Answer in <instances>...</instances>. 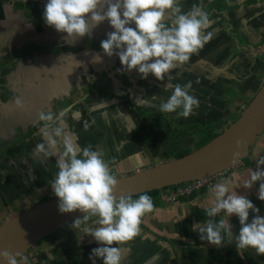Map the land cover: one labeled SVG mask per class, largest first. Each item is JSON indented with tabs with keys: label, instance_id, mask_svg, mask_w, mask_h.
<instances>
[{
	"label": "clouds",
	"instance_id": "clouds-1",
	"mask_svg": "<svg viewBox=\"0 0 264 264\" xmlns=\"http://www.w3.org/2000/svg\"><path fill=\"white\" fill-rule=\"evenodd\" d=\"M43 19L57 32L77 38L89 35L95 27L108 21L114 31L107 33V38L101 41L104 54L109 57L118 55L125 70L135 69L144 79L152 74L157 80H164L172 70L188 62L191 55L213 36L212 32L205 31L212 24L208 13L196 4L183 12L179 0H47ZM132 24L135 28L130 26ZM101 59L98 54L93 57L95 62ZM170 77L168 75V79ZM164 87L166 90L171 88L172 93L160 103L161 113H176L188 118L194 108H199V100L190 94L191 81L174 86L168 83ZM16 103L22 106L19 99ZM39 120L43 122L40 132L44 142L35 146L33 155H42L45 159L57 157L58 171L50 186L59 200V211L85 213L83 219L74 221V227L81 221L97 217L95 223L99 226L86 229V233L101 246L92 249L89 259L93 264L97 257L103 259V264H121L127 250L118 245L139 234L142 218L154 210L152 197L140 194L133 199L129 194L117 198L114 190L118 179L111 170L112 162L106 161L103 153L93 150L91 145L81 148L78 137L66 129L62 114L54 117L50 112H40ZM88 127L85 124V130ZM135 160L140 163L139 156ZM256 162L257 169L251 170L244 188L250 189L259 181L257 195L264 201V169L260 167L264 165V157H259ZM228 184L229 181L224 180L210 187L214 201L205 209L208 219L194 225V230H199L201 240L218 247L226 236L231 239L233 232L229 217L235 215L241 226L235 237L236 247L252 248L258 256H264V217L246 196L229 191ZM250 210L256 215L249 222ZM222 212L224 215L217 220ZM224 216L228 219L225 220ZM179 243L176 242V247L181 248L185 242ZM0 257L4 264H18L16 255L7 250L0 252Z\"/></svg>",
	"mask_w": 264,
	"mask_h": 264
},
{
	"label": "flooded vegetation",
	"instance_id": "flooded-vegetation-1",
	"mask_svg": "<svg viewBox=\"0 0 264 264\" xmlns=\"http://www.w3.org/2000/svg\"><path fill=\"white\" fill-rule=\"evenodd\" d=\"M199 1H201V3L206 4L205 6L202 7L204 11H206L205 9L207 10L210 9V6L213 5L211 7V10L215 11L216 14H214L210 19H214L217 17H222V19H224L225 24L228 26L227 36H229L231 43H232L231 39L233 38L232 44L234 46L236 45V48L234 47V50H237V53H236L237 56H239L240 52H245L247 57L250 58V61H247L244 63L246 64L254 63V71H255L254 73L255 74L254 76H252L253 74L251 73L252 71H249L251 74V79L249 81L256 82L258 80H255V78L259 79V77L261 79L262 73H264V64L260 66L259 62L262 61V63H264V38H262L260 43H257L255 45L248 46L246 42H245V46L240 45L239 40H238V36L240 35V33H238V31L235 30L234 22L226 16L228 7L237 5V0H205V1L199 0ZM189 2L190 1H187V0H179V4L181 7L186 6V4H189V6H191L192 1L190 3ZM46 3H47V0H7L5 1V3H2L0 0V96H1V91L3 90V88L5 89L4 91L10 90L11 92H13L14 89H19L24 86H25L24 93L26 94L25 95L23 93L21 98H16V99L11 100V101H14L13 106H16L17 99H19L22 102V106L19 105V107L21 108L20 112L19 113L15 112L14 114L11 113L12 112L11 109H14V108L9 107L10 109L8 108V110L2 115V110H4L6 107L2 109L5 103L2 104L1 99H0V133H1L0 136L2 137L0 139V167L2 166L1 163L5 161L6 157L11 158L14 155V151L18 153L20 152L18 149L23 148L22 151L20 152V154H22L25 152L26 147H32V144L34 142L33 136L35 135V132H31L32 127H28L29 129L27 128V130H25L27 127V124H30L29 121L33 119L35 121L37 120L36 122H34L35 125L37 122L41 123V121L39 120L40 112H45V113L50 112V113H54V117L59 116L60 111L61 112L63 111L62 109L63 107H60L61 105L60 102L66 101V96L61 97L62 93L59 95L57 93L55 94L57 97L50 99L51 96L47 93V89H45L46 98L39 97L38 94L36 97V95H34L30 91L29 87H27V85L30 82H25L24 79L22 81H16L17 78L20 79V75L24 76L26 74V71H25L26 67L25 66L22 67L20 65L24 59H26L27 57L34 58L36 57V55H40V54H44V56H52V57H57L56 54L61 55V56H64L66 54L68 55L72 54V57H76L79 61L78 62L79 64H76V68H77V65H79L80 69H77V70L75 69L74 73L71 74L72 76L65 75V78L71 77L73 79V82L71 83H75L74 80L76 79V76L82 77L83 67L90 68L91 66H94L96 68L98 67L99 69V68H112L113 66L116 68L117 65H121L118 55H113L109 57L104 54L101 48V41L107 38L108 32L105 29V26L108 27L109 25L108 21L102 22L100 25L95 27L90 32V34L87 36L79 37V38L74 37V36L68 37L66 33L57 32L53 27H50L45 23L43 19V12H44ZM245 3H248V2H245ZM245 3H243L242 5H245ZM238 5L240 7V4ZM239 7H237V9ZM182 11L185 12V9L184 10L182 9ZM5 24L7 26H5ZM130 26L135 28V24H132ZM108 30L109 32H112L111 29L108 28ZM219 40L225 42L226 44L225 37L220 36ZM215 43H218V42H215ZM215 43L213 42V44L211 45L205 44L204 47L201 48L197 53H194L195 58H193L194 54H192L188 62L172 70V72L168 74V75H171L169 79H168V75H166L164 80H157L155 76L152 74H149L148 77L144 79L142 78L141 74H139L138 71L136 70H132L131 74L127 73V74L122 75L121 77L123 78V81L127 85H131V86H132L133 80H141V81L145 80L147 83L153 82L156 85L157 90H153L150 96L155 95V97L164 98V99L166 97L168 98L172 92V89L163 90L165 83L168 82L174 86L176 84L184 85L187 82L191 81L192 89L190 90V94L194 95V97H203V96L206 97L207 93H209V89L211 86L210 83L217 82L220 84L221 82L223 83V81L226 82L225 78H229V76L225 77V75L217 76V74H219L220 72V69L223 67V66L219 67L221 62L220 64H217V65L211 64L210 62V57H213L215 55L218 56L220 58L218 60L219 62L223 55L222 54L223 51L221 52L222 50L221 42H220L221 50H219L220 48H218V53H216L215 49L211 50V48L216 47L214 46ZM252 52L256 54H252ZM97 54L102 58L99 62H95L93 60V57L96 56ZM249 54H250V57L248 56ZM55 61H60V60L57 59ZM68 64L69 62L63 61V65L68 66ZM246 69L247 67L245 66V70ZM11 70L14 71L13 72L14 79L12 80V81H15L14 83H10L12 81H7V79L9 78L8 74L11 73L9 71ZM75 72H77L78 74H76ZM262 77H263L262 78V81H263L264 76ZM234 80L237 82V79H233V81ZM54 81H55V84L51 83V87L53 88H54V85H56V82H59V80L54 79ZM83 81L85 82L86 80H83ZM197 81L199 82L197 83ZM231 81H232V78L230 82ZM193 84H196V85L193 87ZM60 86L61 87L63 86L62 81H60ZM75 87L76 85H74V88ZM83 89H84V86H83ZM212 89L215 95L216 92L214 90H217V88L215 87ZM160 90L162 91L161 93H160ZM55 91L56 89H54V92ZM56 92H58V90ZM110 93L113 94V92L108 93L100 87H93L91 90L88 91L87 95H88V100L92 99L91 105H93V103L94 105L100 103L101 100L98 96H100L101 94H104V97L106 96L105 98H108V97L114 98V101L121 100V105H124L123 104L124 100L128 101L125 98V96H123L124 93L122 94V96H115V94H113L114 97H110L109 96ZM28 98L31 101L30 103L26 102ZM147 98L143 100L141 106H137V107L134 106L133 108L134 112H135V108H138L147 113H150V112L161 113L159 110L154 109L155 107H159L158 105H155L154 103H152L154 104V106L150 105L151 103L148 100L152 101L153 99L152 98L147 99ZM251 98L252 96L246 101V103L243 106L238 107L237 113H236L237 115L246 106V104L250 101ZM51 101H55V102H53L52 104ZM129 104H132V103L130 102ZM94 105H93L94 111H91V113L95 114L97 112H96V108ZM58 107H60L59 111L56 110V108ZM89 108H92V106H90ZM162 114L164 116H167L166 117L167 119L169 118L168 115H166L167 113H162ZM92 116L93 115L90 116V120L93 122L94 120ZM116 120L109 122L108 128L112 129L113 126L117 124V122L121 123L120 120L122 121L123 118L119 116L116 118ZM168 121L172 122V118L170 117ZM124 122L125 121H122L121 126L124 125ZM64 124H67V123L64 121ZM41 125H43V122ZM96 125H98V122H96ZM179 125H183V124L181 123ZM172 127H176V126L172 125L169 131L172 130ZM71 128L72 127H68V124H67L66 129L70 131ZM101 133L102 131H100L99 133L96 132L91 135L92 139H90V144L92 148H93V145L95 144V140L97 139L100 140L99 135ZM36 136L37 135H35L34 137ZM140 136L142 137V133L140 134ZM21 138H22V142L20 144L19 140ZM81 145H84V144H81ZM126 145L129 147V143ZM83 147H86V145ZM128 147L124 151H122V153H119L118 156L124 157L125 151L126 152L129 151ZM12 148L14 149L12 150ZM130 150H133V147L132 148L130 147ZM129 155L133 157L132 152H130L128 156ZM56 159L57 157H55V160H54L55 162H56ZM124 159L125 158H123V160ZM126 160H129V159L126 158ZM242 166L244 167L243 162H242ZM51 170H58V168L56 165H54ZM231 171L232 170L226 171L227 172L226 176ZM11 178L12 176L9 175L7 178L2 179L0 182V213L2 212V207H6L7 210H13V208L19 207V205L23 206V204L27 202V198H29L30 196L29 195L30 189H33V186L30 187L24 184H21V185L24 186L25 188L20 187V184L18 183V181L11 180ZM218 179H222V178L219 177ZM33 182L35 184L37 183V177H34ZM38 188L40 189V191L43 189L42 186H39ZM22 192H24L25 194H23ZM47 198L48 196H45V198L42 199V201L40 199L37 204L47 200ZM69 227L70 226H66L58 230L56 233L48 236L44 240L40 241L38 244H36V246L32 250L28 251L27 255H25L23 258H21L18 261V264H85L86 262L84 261L85 257L82 256V253H79L75 256L74 252H72V246H70L71 254L69 253V251H64L65 249H62L61 247V244L66 242V238L63 239L66 235L63 237H58V235L61 232L67 230ZM181 241H182L181 239H177V240H174L173 242L176 243V242H181ZM86 251L87 250L85 247L83 249V252L85 253ZM23 259L25 260L22 261ZM90 264H93V262ZM174 264H177V263H174Z\"/></svg>",
	"mask_w": 264,
	"mask_h": 264
},
{
	"label": "rangeland",
	"instance_id": "rangeland-1",
	"mask_svg": "<svg viewBox=\"0 0 264 264\" xmlns=\"http://www.w3.org/2000/svg\"><path fill=\"white\" fill-rule=\"evenodd\" d=\"M187 1H190V2L192 1V3H191V6H189V4H186V6L181 7L183 10L185 9V12L189 11L191 9L192 5H194V4L201 6V7L206 5L205 3H201V1H199V0H187ZM247 2L248 3H245L244 7H245V9H247V10L249 9L250 11L256 9L259 5L263 6V4H264V0H258L256 2L254 0H250V1L247 0ZM234 4H236V3H234ZM244 7H242V8L244 9ZM231 8H233L234 10H237L236 5L229 6L228 10ZM210 20L212 21V24L205 31L206 32H212L213 36H212V39L209 42H207L206 44L211 45V44H213V42L214 43L218 42V43H215V45H214L216 47L211 48V50L215 49L216 53H218V48H220L219 50H221V43H220L221 41L219 40L220 36H223L226 38V44L224 47V54H223V56L225 55V57L224 58L222 57L223 60L221 61V64L219 65V67H222V66L223 67L220 69V72H219V74H217V76L225 75V77L229 76V78H225L226 82L223 81V83L221 82L220 84L217 82L210 83L211 89L216 87L217 89L221 88V90H223V94L219 100H218V98L214 97V93L212 92L213 89L211 91H209V93L206 95L205 98L209 99V97H212L214 100L216 99L215 101H217V102L221 101V103H224L225 108H222L220 110L222 117L219 119V117L210 116L207 119H203L204 121H201V120H199V118L203 117L202 115H204V114L199 115V113H196V114H193V116H191L189 119H187V118H181V117L177 116L176 113H170V114L167 113L166 115H168L169 118L170 117L172 118V122H169L167 120L166 122H163V124H161V126L159 125L160 123L158 120H155V121L150 120L147 123H143L144 126L141 123H138V125L140 124V126H141L140 128H145L146 132H148V135L150 136L149 138H151L152 140H149L147 138L148 140L145 141L144 140L145 138L140 136V140H139V142H137L136 135H134V137H135L134 143L135 144H133V145H136V146L138 145V149L136 150V153L134 152L135 154H133V157H131V159L127 160L126 162H124L123 160H119L121 165L118 162H112V161H114V159L117 156L115 157V154H112V152H111V150L114 147V144H112V146H111V141H109V139L111 140L112 137H110V134H107L105 136V138L100 137L99 141L102 145V150H100V152L103 153L104 159L106 161L112 162V164H110V167H111L113 174H115L117 177H119V175H117V174H119L120 172H123V171H126V172H124V175L131 173L130 168L133 165L132 159L135 158L136 156H139L140 161L143 164H145L146 167H148V166H153L160 161L164 162L170 158L175 157L176 153L179 152L180 150L186 149V150H189L191 152L192 150L196 149V145H195V139L196 138H194V137L187 138V139L186 138H184V139L174 138L175 136H173L172 133L170 134V132H171V131H169L170 127L173 125V126L180 128V127H186V125H192V124H198L201 126H205L207 124L218 123V124L223 125V128H224L229 123H231L233 118L237 115L236 113H237L238 107L243 106L246 103V101L251 96H253V94L256 92L257 87L261 84L260 83L261 80H258L255 83L249 81L251 79V74L249 71H252L251 72V73H253L252 76H254V74H255L254 73L255 72L254 71V63L246 64V63H244V62H246V60L241 62L238 59L239 57L236 54L237 50H234V47L236 48V45L234 46L232 44L233 38L231 39L232 40V43H231L229 36H227L228 35V33H227L228 26L225 24L224 19H222V17H217V18L210 19ZM238 40H239L240 45H245V41L243 40V38L240 35L238 36ZM222 51H223V48H222L221 52ZM56 56L57 57L51 56V58L50 57H48V58H50L51 60H57V59H60L62 57L61 61H64V62H70L71 58H72V54H70V55L66 54L64 56L56 54ZM66 56H68L69 58H67ZM248 56L250 57V54ZM32 58L33 57H27L26 59L23 60V62H26V63L31 62ZM193 58H195V54H194ZM197 60H199V59H197ZM247 60L249 61L250 59H247ZM263 64L264 63H262V61L259 62L260 66ZM224 66H226V67H224ZM245 66L247 67L246 70H245ZM75 69L76 70L80 69L79 65H77V68H75ZM82 69H83V71L81 70L82 71V78H83V80H86V82H84L82 84V86H80V84L82 82L77 83L76 87H75V88H77L76 91H78L81 95L80 98H78L79 95L77 94L74 98H66L65 102H63V101L60 102V104H61L60 107H63L62 108L63 111L62 112L60 111L59 116H61V114L63 113L62 119L68 124V127H70L69 124L72 125V128L70 129V132H72V133H73V131L77 132V126H78L79 122L89 123V119H90L89 107L92 103V99L88 100L87 93L93 87H100L108 93L113 92V94H115V96H122V94L124 93L123 96H125V98L128 100V102L129 103L131 102L132 104L121 105V100L114 101V98H109V97L105 98L106 96L104 97V94H101L100 96H98L101 100L99 103L100 106L99 105H97V106L100 108V110H102L104 107H105L104 108L105 110H108L107 108H112L116 111L115 112L116 114H121L120 116H122V114H124L125 117H127V120H129V121H130V119L133 121L136 118L135 116H137V114H135V112L133 110L134 106H136V107L141 106L143 100H145L147 97L149 99L153 98V96H155V95L150 96V94L153 90H157L156 85L153 82L147 83L145 80H143V81L133 80L132 86L127 85L123 81V78L121 76L124 74H127V73L131 74V71L130 72L125 71L122 68V65H117L116 68L113 66L112 68H99L98 69V67L96 68L94 66H91L90 68L83 67ZM133 70H135V69H133ZM13 72L14 71L11 72L12 74L11 73L8 74L9 78H11L13 76ZM247 75L250 78L246 77ZM212 78H214V77H212ZM231 78H232V81H233V79H237V82L235 80L233 82L232 81L230 82ZM166 84H168V82L165 83L164 86ZM174 84H176V83H174ZM195 85L196 84H193V87ZM212 85H214V86H212ZM83 86H84V89H83ZM164 89H165V87H163V90ZM169 89H171V88H169ZM4 90L5 89L3 88V90L1 91V96H0L1 101H6L7 99H16V96H14V94L10 90H7V91H4ZM161 92L162 91L160 90V93ZM169 92H171V91H169ZM215 92H217V91H215ZM81 97H82V99H81ZM166 98L162 99V98L157 97L158 101H152L151 104L155 102L156 105L159 106L160 101L161 100L166 101L167 100ZM53 102H55V101H51L52 104H53ZM74 103L75 104L80 103V105L74 106ZM60 107L56 108V110L59 111ZM83 108H86V109H83ZM154 109L159 110V107H155ZM197 111L200 112V110H197ZM96 112L97 113H95V114L93 113L94 114L93 120H95V122L100 123V121H99V119H101L100 115L103 114L104 112L99 111V110L97 111V109H96ZM201 113H203V112H201ZM52 114L54 115V113H52ZM195 118H197V119H195ZM136 119H138V118H136ZM186 120H189V121L186 122ZM36 121L33 119L31 121L32 124H31V122H29L30 124H27V127L25 130H27L28 127H32L31 132H35V135H40L41 134L40 128L42 127V125H41L42 122L41 123L37 122L35 125L34 122H36ZM179 121H184L185 123H183V125H179V124H181V122H179ZM67 124H65L66 128H67ZM104 132H102V133H104ZM131 132H128V134L130 135ZM164 140H165V142H164ZM19 141L21 144L22 138ZM108 141H109V143H108ZM33 143L35 144L36 141ZM138 143H140V144H138ZM85 145L88 146V143L86 142V143H84V145H81L80 147H83ZM21 147H23V146H21ZM13 149L14 148H12V150ZM22 149L23 148H20L18 150L21 152ZM34 149H35V147H33V150ZM33 150L32 149L27 150L26 154H23V153L20 154V152L16 153L14 151V155L11 158L6 157L5 161L3 163H1L2 166L0 167V175H1L0 182L2 179H5L10 175V176H12L11 180L18 181V183L20 184V187L25 188L24 186L21 185V184H24V185L30 186V187L33 186V189H30L29 195L31 197L29 196V198H27V202L24 203L23 206L19 205V207L13 208V210H7L6 207H2V212L0 213L1 214L0 215V223L8 220L9 218L14 217L15 215H17L18 213L27 209L28 207L37 204L40 199L42 201V199H44V197L47 194V192L45 193L44 191H43L44 193L40 194L41 191L38 188L39 185H38V183L35 184L33 182L32 177H38L39 175H37V173H38V170H40L41 171V177L43 178L42 182L45 183L46 180H50L52 178V176L55 174L52 175L49 171L46 170L47 162L45 161V159H43V162H41L38 159H35V162L32 161V165L33 164H35V165H33V167L29 166V164H28L29 158L31 156L33 158L37 157V156L33 155ZM23 155H25V156H23ZM38 157H40L39 159L43 158L42 155L38 156ZM259 157H264V135L260 136L257 139V142L250 148L249 153L246 156L245 160L248 163H250L249 167H243V166L235 167L231 172H229V174L227 176H225L222 179H218L217 182L208 186V188H206L204 191H202V193H200L196 197L191 196L193 198V200L190 201L189 206L191 208L197 207L198 209H203V210L211 207L213 204V201H214V194L209 191L210 187L214 186L218 182L228 180L229 181V184H228L229 191H236L237 194H239V195L244 194L255 205V207H257L256 202L260 201L258 199V195H257L260 182L259 181L255 182L253 184V186L251 187V189L254 188L253 193L256 195H252L250 193L248 195L247 194L248 189L244 188V184L247 180L250 179L251 170L256 171V169H257L256 159H258ZM54 164L56 165L55 162H54ZM39 167H42L43 169L39 168ZM260 167H261V169H264V165H262ZM23 176H26V178L23 179ZM24 180H27V182H25ZM51 194L52 193H50V195ZM51 196H54V195H51ZM51 196H49V197H51ZM49 197H48V199H49ZM192 201H194V202L192 203ZM164 205L165 206H172L174 204H162L161 203L160 207L155 208L151 213H147L142 218V222L140 225V227H142V228H140V230L145 229V227H143L144 222L148 221L152 214L155 215V213L160 211V210H165V211L169 210V209H162V207ZM250 212H251V210H250ZM250 212H249V217H250ZM223 215H224V213L222 212L219 215V217L223 216ZM223 218L228 219L226 216H224ZM97 219H98L97 217H91L88 220L82 221L77 227H74L73 224H71V225H69L70 227L67 230L61 232L58 235V237H63L66 235L63 238V239L66 238V242L61 244L62 249H65L64 251H69V253L71 254L70 246H72V252H74L75 256L79 253H82V256L85 257L84 258V261H86L85 264L92 263V260L89 259V256L91 254L92 249L101 246L100 244H98L97 241L94 240L93 237H91L90 235H88L86 233V229L95 228V227L99 226L95 223V221ZM229 223L232 226V228H231V230L233 232L232 239H234V241H236L235 237H236V235L239 234V230L241 227L238 217H236L235 215L229 217ZM180 243H182V242H180ZM115 246H117V245H115ZM185 246H186V244L185 245L183 244V245H181V248H184ZM85 247H86L87 251L84 253L83 249ZM248 249H250V248H246V251ZM253 250L254 249H251V251H253ZM180 251H182V250H180ZM246 256L247 255H245V257ZM24 260L25 259H23L22 261H24ZM97 260H100V258L99 257L95 258V261H97ZM177 260H178L177 264H185L183 262H180L179 259H177ZM260 260H261V258H258L257 261H254V262L256 264H264V262L263 261L260 262ZM195 263L201 264L200 261H197Z\"/></svg>",
	"mask_w": 264,
	"mask_h": 264
},
{
	"label": "crops",
	"instance_id": "crops-1",
	"mask_svg": "<svg viewBox=\"0 0 264 264\" xmlns=\"http://www.w3.org/2000/svg\"><path fill=\"white\" fill-rule=\"evenodd\" d=\"M5 1L7 0H1L2 3H5ZM254 1L256 2L258 0H254ZM245 2H247V0H237L236 6L239 7L238 4H240V7L237 10H234L233 8L227 10L226 16L234 22L235 30L238 31V33H240V35L244 38L245 42L249 46V45H255L257 43H260L262 38H264V4L263 6L259 5L256 9L250 11L249 9L248 10L245 9L244 7L245 5H242ZM242 7H244V9ZM5 26L7 25L5 24ZM108 28L111 29L112 31L114 30L109 24L108 27L105 26V29L107 30L108 33H109ZM222 42L223 41H221V43ZM224 47H225V42L222 43V48H223L222 54H224ZM252 54H256V53L252 52ZM48 57L51 58V56H44V54H40L32 58L31 62H28V63L22 62L20 65L22 67L24 66L26 67V70H25L26 74L24 76L20 75V79L17 78L16 81H22L24 79L25 82H30L27 85V87H29L30 91L34 95H36V97L38 94L39 97L46 98L45 89H47V93L51 96L50 99L57 97L55 95L57 93L58 95L62 93L61 97L66 96V98H74L78 94L79 95L78 98H80L81 95L78 91H76L77 88H74V85L82 82L80 84V86H82V84L84 83L83 78L76 76V79L74 80L75 83H71L73 82V79L71 77L65 78V75L72 76L71 74L74 73L76 64H79L78 59L76 57H72L71 61L69 62L67 66V65H63V61H61L62 57L58 59L60 61L51 60ZM66 57L69 58L68 56ZM222 57L224 58L225 55L224 56L222 55ZM238 57H239L238 59L241 62H243L244 60H246L247 62L248 61L247 59H250L247 57L245 52H240ZM223 58H221V60L218 62L220 58L215 55L213 57H210V62L211 64L217 65V64H220ZM12 71L13 70L9 72H12ZM75 73L78 74L77 72ZM262 76H264V73H262ZM262 76H261V79L259 77V79L255 78V80H261L260 82H262V78H263ZM246 77H249V76L247 75ZM13 79L14 77L12 76L11 78H8L7 81H12ZM54 79H58L59 82H56V85H54V88H53L51 87V83L55 84ZM60 81H62V84H63L62 87L60 86ZM14 82L15 81H12L10 83H14ZM24 87L13 90L12 93L14 94V96H16V98L22 97L23 93L25 92ZM258 88L259 86L257 87V89ZM54 89H56V91L58 90V92L56 91L54 92ZM211 90L212 89L210 88L209 91ZM215 91L217 92L214 95V97L218 98L219 100L223 94V91L221 90V88ZM196 98L199 100L200 105H199V108L193 109V114H196V113H199V115L204 114L202 115L203 117L199 118V120L204 121L203 119H207L210 116H216V117H219V119L222 117L220 110L222 108H225L224 103H221V101L217 102L215 101L216 99L214 100L212 97H209V99H206L204 96L196 97ZM152 99H153L152 101H158L157 97L152 98ZM11 100L12 99L1 101L2 104L5 103L2 109L6 107L4 110H2V115L8 110L9 107L14 108V109H11L12 110L11 113L13 114L15 112L16 113L20 112L21 108L19 107V105L16 104V106H13L14 101H11ZM149 101L150 103L152 102L151 100ZM26 102L30 103L31 101L28 98ZM161 102L162 101H160V103ZM154 104L156 105L155 102ZM154 104H150V105L154 106ZM76 105H80V103H76V104L74 103V106ZM93 105H90L92 106V108H89L90 116L94 115L93 113H91V111H94ZM94 106L97 110L104 112L103 114L100 115L101 116L100 117L101 119H99L100 123L96 125L95 120H94L95 122L94 123L90 119H89V123L79 122L77 126V132L73 131V133L76 134L78 137V140H79L78 144L81 145L87 142L88 145H91L90 144V139H92L91 135L96 132L99 133L100 131L102 132L105 131L104 133H101L99 137L105 138L107 134H110V137H112L111 140L109 139V141H111V146L112 144H114V147L111 150V152L112 154H115V157L117 156L112 162H118L120 164L119 160H123V158H125L124 159L125 162L127 161L126 158L131 159V156L130 155L128 156V154H130V152L135 154L136 150L138 149V145L137 146L132 145L135 140L134 135H136L137 142H139L140 140L141 133H142V137L145 138L143 139L145 141L148 140L146 137L148 136V132H146L145 128H140L141 127L140 124L138 125V123L140 122L139 118L136 119L137 118L136 117L133 121L131 119L129 121L127 120V117H125L124 114H122V116H120L121 114L116 115L115 113L116 111L112 108H107L108 110H105L104 109L105 107H104L103 108L104 110L102 108H101L102 110H100V108L97 105H94ZM83 109H86V108H83ZM197 110H200V112H198ZM193 114L190 115L187 119L193 116ZM119 116L123 118L122 121H125L124 125L121 126L122 121L120 120L121 123L117 122V124H115L112 129L108 128L109 122L115 121L116 118ZM31 121L32 120H30L29 122ZM188 121L189 120H186V122ZM85 124L89 125L87 130H85ZM69 125L70 127H72L71 124ZM128 132H131V134L129 135ZM1 138L2 137L0 136V139ZM35 138H34V142L36 141V143L32 144L33 147H35L39 143L44 142L41 134L37 135ZM128 143H129V147L126 145ZM33 147H26V150L23 154H26L27 150H31V149L33 150ZM127 147L129 148V151L127 152L125 151V156L127 157L125 156L121 157L117 155L119 153H122V151H124ZM130 147H133V150H130ZM92 149L98 150V151L102 150V145L98 139L95 140V144L93 145ZM39 158L40 157L33 158L31 156L28 161L29 166L33 167V165H35V164L32 165V161L35 162V159H38L41 162H43V159H45L44 157L42 159H39ZM54 160H55V157L45 159V161L47 162L46 170L49 171L52 175L56 174V172L58 171V170H51L52 167L55 165ZM132 161H133V165L130 168L131 172H134L136 170L146 167V165L143 164L141 161L138 164L135 158H133ZM39 168H42V167H39ZM124 172L126 171L120 172L117 175L123 176ZM37 175H39L37 177V183L39 186H42L43 188L40 193L47 192L46 196L48 197L51 195H54L52 188L50 186V182L52 181L55 175H53L50 180H46L45 183L42 182L43 178L41 177L40 170H38ZM24 178H26V176H23V179ZM24 181L27 182V180H24ZM253 190L254 188L248 189L247 194L249 195L250 193L252 195H256L253 193ZM22 193L25 194L24 192ZM50 193L52 194L50 195ZM200 193L195 194L192 197H196ZM192 197H189V198H186L180 201L179 204H175L172 206L164 205L162 209H169V210H166V211L160 210L156 212L155 215L152 214L149 220L144 222L143 227H145V229L140 230V233L136 237H134L131 241L118 245L122 249L127 250L125 251L123 255L121 264H174V263H178L177 259H179L180 262H183L185 264H197L195 263L197 261H200L201 264H256L254 261H257L258 258H261L260 262L261 261L264 262V256H258L255 250L251 251L252 248L248 249L247 251L246 249L244 250L238 249L236 247V241H234L232 237L229 240V238L226 236L225 241L218 247L210 244L206 240H201L200 235H199V230L198 229L194 230V225L206 222L208 217L205 214V210L198 209L197 207L191 208L189 206L190 201L193 200ZM193 202L194 201H192V203ZM258 203H260V206L257 205V208L260 210L259 215L264 217V201L260 200L256 202V204ZM254 215L256 214L253 212H250V217H249L250 221ZM218 217L219 216L216 217L217 220L220 219L221 216L219 218ZM224 219L227 220L226 218ZM177 239L183 240V242L186 243V246L184 248L176 247L177 244L174 243L173 241ZM245 255L247 256L245 257ZM95 264H103V259L101 258L100 261L97 260Z\"/></svg>",
	"mask_w": 264,
	"mask_h": 264
},
{
	"label": "water",
	"instance_id": "water-1",
	"mask_svg": "<svg viewBox=\"0 0 264 264\" xmlns=\"http://www.w3.org/2000/svg\"><path fill=\"white\" fill-rule=\"evenodd\" d=\"M263 134L264 80L238 117L217 136L181 157H173L117 177L114 195L119 198L121 195L131 194L135 198L140 194L163 191L196 181H210L223 172L242 166L250 148ZM234 153L239 155L234 157ZM58 203V198L51 196L2 222L0 252L7 250L16 255L19 261L40 241L74 224L76 219H83L85 213L79 210L61 213ZM0 264H4L2 257Z\"/></svg>",
	"mask_w": 264,
	"mask_h": 264
},
{
	"label": "trees",
	"instance_id": "trees-1",
	"mask_svg": "<svg viewBox=\"0 0 264 264\" xmlns=\"http://www.w3.org/2000/svg\"><path fill=\"white\" fill-rule=\"evenodd\" d=\"M213 5L210 6V9H205L206 12L209 15V18H211L214 14H216L215 11L211 10V7ZM110 97H114V95L112 93L109 94ZM164 99V98H162ZM167 99V98H166ZM123 104L127 105L129 104L128 101L124 100ZM135 114H137V116L139 117V120H141V124L144 126L143 123H147L150 120L151 121H155L158 120L159 121V125L161 126V124H163V122H165L166 120H169V118L167 119V116H164L162 113H158V112H144L138 108H135ZM238 117V115H236L232 121H234L236 118ZM143 122V123H142ZM181 123H185L184 121H181ZM223 129V126H221L218 123H214V124H209V125H205V126H201L198 124H192V125H186V127H172V130L170 132V134L172 133L173 136H175L174 138L177 139H184V138H192V137H196L195 139V145L196 148H199L200 146L204 145L205 143H207L209 140H211L212 138H214L215 136H217L220 131ZM150 136L148 135L147 138L149 140H152L151 138H149ZM154 140V139H153ZM165 142V140H164ZM189 150L183 149L180 150L179 152L176 153L175 157H181L187 153H189ZM244 167H249L250 163H248L246 160L243 161ZM183 186V185H182ZM175 189V187L173 188H169L163 191H154V192H150L147 193L148 195H150L153 199L154 202V209L160 207L161 205V201L160 198L163 194L167 193L170 190ZM138 197H135L133 199H136ZM257 205L260 206V203H258Z\"/></svg>",
	"mask_w": 264,
	"mask_h": 264
},
{
	"label": "built area",
	"instance_id": "built-area-1",
	"mask_svg": "<svg viewBox=\"0 0 264 264\" xmlns=\"http://www.w3.org/2000/svg\"><path fill=\"white\" fill-rule=\"evenodd\" d=\"M227 172H223L222 174L212 178L210 181H196L192 183H188L185 185H181L175 187V189L168 191L163 194L160 198L162 204H175L179 200H183L184 198L191 197L195 194H198L208 188L211 184L217 182L218 178H223L226 176ZM164 196V197H163Z\"/></svg>",
	"mask_w": 264,
	"mask_h": 264
}]
</instances>
